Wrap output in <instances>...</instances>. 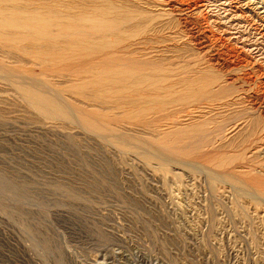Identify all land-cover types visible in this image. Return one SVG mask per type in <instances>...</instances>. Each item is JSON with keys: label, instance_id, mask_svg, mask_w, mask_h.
<instances>
[{"label": "rangeland", "instance_id": "obj_1", "mask_svg": "<svg viewBox=\"0 0 264 264\" xmlns=\"http://www.w3.org/2000/svg\"><path fill=\"white\" fill-rule=\"evenodd\" d=\"M126 1L161 27L167 64L229 84L231 106L206 112L224 120L208 151L256 152L237 162L256 174L164 152L142 126L84 128L72 95L35 113L17 86L32 61L0 48V264H264V0Z\"/></svg>", "mask_w": 264, "mask_h": 264}, {"label": "bare ground", "instance_id": "obj_2", "mask_svg": "<svg viewBox=\"0 0 264 264\" xmlns=\"http://www.w3.org/2000/svg\"><path fill=\"white\" fill-rule=\"evenodd\" d=\"M128 2L0 0V48L32 61V67H24L29 73L17 79V86L25 92V104L35 113L46 107L65 111L72 95L77 105L90 107L88 117L72 115L84 128L112 130L121 123L142 126L153 131L151 142L161 149H172L181 157H203L204 164L219 169L231 165L247 179L248 174L255 175L250 156L256 152L249 156L242 148L243 153L208 151L224 120L214 118L215 111L213 116L206 112L214 105L226 112L225 106L234 101L229 84L220 83L212 65L183 60L167 64L157 54L162 51L158 48L163 44L161 27L138 19L140 13L134 14ZM77 105L74 110L78 111ZM173 112H181L189 122L174 123ZM57 116L56 110L49 109V118ZM247 158L254 161L247 162L252 168L239 165ZM224 174L232 175L229 170Z\"/></svg>", "mask_w": 264, "mask_h": 264}]
</instances>
